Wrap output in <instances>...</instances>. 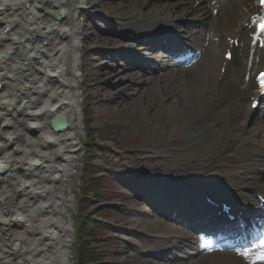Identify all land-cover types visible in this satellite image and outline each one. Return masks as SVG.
<instances>
[{
  "label": "bare ground",
  "instance_id": "bare-ground-1",
  "mask_svg": "<svg viewBox=\"0 0 264 264\" xmlns=\"http://www.w3.org/2000/svg\"><path fill=\"white\" fill-rule=\"evenodd\" d=\"M101 1L0 0V264L73 262L69 179L78 166L82 143V98L113 76L110 72L99 76L101 73H94L81 60L80 52L91 36L85 33L77 14L95 5L100 7ZM130 1L132 14H128L125 29L131 31L157 29L181 4L189 6L188 0ZM196 1L204 20L199 60L189 67L159 63L158 76L141 80L124 76L131 87L147 81L150 87L145 84L141 89L133 88L132 100L111 110L113 114H125L129 109L131 122L158 119L169 110L172 117L162 120L161 127L171 141L161 147L174 145L176 151L173 163L168 157L172 153L161 151L169 163L167 168L175 173H194L187 175L189 183L203 182L214 171L226 174L229 186L238 191L235 196L239 200L232 198L233 209L238 210V203L250 202L246 193L264 192V187L241 178L247 171L264 167V140L255 128L260 123L246 126L254 69L248 27L253 23L251 15L262 13L260 2ZM234 39L243 41L242 56L231 45ZM98 46L108 50L94 62L111 57L108 44L98 42ZM228 49L235 54L231 62L223 58ZM85 75L90 76L86 80L88 88ZM98 90L92 94L93 99L101 97ZM125 91L127 88L114 94L104 92L106 104L115 105ZM62 118L65 124L54 129L52 123ZM104 123L98 136L106 141H113L130 128V124L116 129ZM198 184L201 190L196 193L184 184L174 185L179 196L172 207L168 203L162 209L176 211L177 218L187 214L194 221L200 219L201 192L220 188L214 183ZM190 195L193 198L189 200ZM130 212L126 231L150 229L161 240L184 236L150 218L146 208L134 205ZM135 264L150 263L140 259ZM181 264H247V259L234 253H213Z\"/></svg>",
  "mask_w": 264,
  "mask_h": 264
},
{
  "label": "rangeland",
  "instance_id": "rangeland-1",
  "mask_svg": "<svg viewBox=\"0 0 264 264\" xmlns=\"http://www.w3.org/2000/svg\"><path fill=\"white\" fill-rule=\"evenodd\" d=\"M158 1L167 2L168 0ZM99 4H101L100 7L95 5L89 10L80 11L77 14L85 33L91 36V41L85 43L80 52L81 60L84 59L89 66L88 68L91 71L93 69L94 73L98 75L101 73L99 76L107 71L115 74L95 87L97 90L99 89L98 92H102L101 97L92 98V94L97 92L95 89L90 91L91 95L88 92L84 93L82 98V108L86 115L84 118L81 114L82 143L78 152V166L70 178L71 182L69 179V185L70 183L72 185L71 197L73 198L71 211V223L74 230L71 243L72 264L80 263L81 258L83 260L80 264H135L139 259L154 264L157 260L150 257L148 253L152 250L150 240L157 239L155 233L149 229H131V233L125 231L131 221L130 209L134 205L140 209L146 205L131 197L132 192L123 185L129 179L124 172L133 171L132 173L135 174L138 171L142 174L144 172H160L167 175H179L180 177H186L187 172H172L167 168L169 163L161 155V151L167 149L172 153L168 154L172 160L171 163L175 162L173 153H175L176 148L174 145L161 147L163 143L171 141L169 134L165 133L161 127L162 120H169L172 117L169 110L160 118L151 121L138 118V120L131 122L129 109L125 114H118L117 112L113 114L112 107L124 106L130 102L132 89L139 86L131 87L123 79L124 76L129 77L130 75L133 78V72L121 67L120 65L124 62L116 57L111 60H104L103 58L99 62L93 60L104 56L103 52L107 50L105 48L102 50L103 48L98 46V42L108 44V39H118L115 34L108 33L107 30L117 32L121 22L128 21V14H132L130 11L131 1L102 0ZM108 47L106 46V48ZM98 53L100 55H93ZM89 78L90 76H84L85 84ZM145 84L147 82L140 85L142 87L139 88H143ZM85 87L88 88L87 84ZM120 88H127V91L117 99L115 105L106 104L108 98H104V92L110 91L111 94H114ZM103 122L108 127L111 126L116 129L126 128L127 124H130V128L113 141H106L98 136V129ZM214 173L218 175L217 172L214 171ZM81 179L87 183V191L82 196L84 203L79 201V181ZM151 183L153 182H149V187L154 188ZM167 186L169 187V185ZM81 214L85 215L86 220L79 224L78 220ZM78 238L82 242L81 252L83 254L76 250L80 248V245L76 248ZM132 253L137 254V257H131Z\"/></svg>",
  "mask_w": 264,
  "mask_h": 264
},
{
  "label": "water",
  "instance_id": "water-1",
  "mask_svg": "<svg viewBox=\"0 0 264 264\" xmlns=\"http://www.w3.org/2000/svg\"><path fill=\"white\" fill-rule=\"evenodd\" d=\"M64 124H65V122H64V118H62V119H59V120L53 122L52 126H53V128L55 129V128H57V127H59V126H62V125H64Z\"/></svg>",
  "mask_w": 264,
  "mask_h": 264
},
{
  "label": "snow or ice",
  "instance_id": "snow-or-ice-1",
  "mask_svg": "<svg viewBox=\"0 0 264 264\" xmlns=\"http://www.w3.org/2000/svg\"><path fill=\"white\" fill-rule=\"evenodd\" d=\"M261 31H264V26H262ZM261 86L264 87V73L261 74ZM259 258L264 259V255Z\"/></svg>",
  "mask_w": 264,
  "mask_h": 264
},
{
  "label": "trees",
  "instance_id": "trees-1",
  "mask_svg": "<svg viewBox=\"0 0 264 264\" xmlns=\"http://www.w3.org/2000/svg\"><path fill=\"white\" fill-rule=\"evenodd\" d=\"M83 184H84V183H83ZM83 189H84V188H83ZM79 244H80V248H78V250L81 252V249H82L81 247H83V246H82V242L79 241ZM78 247H79V246H78ZM81 253H82V252H81ZM82 254H83V253H82ZM80 258H81V257H80ZM82 260H83V259L81 258L80 263L82 262ZM80 263H78V264H80Z\"/></svg>",
  "mask_w": 264,
  "mask_h": 264
}]
</instances>
